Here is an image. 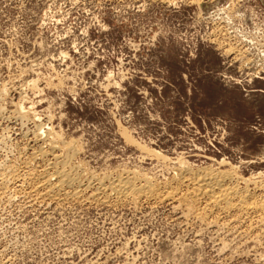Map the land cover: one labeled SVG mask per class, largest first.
Masks as SVG:
<instances>
[{
    "label": "rangeland",
    "instance_id": "374dc122",
    "mask_svg": "<svg viewBox=\"0 0 264 264\" xmlns=\"http://www.w3.org/2000/svg\"><path fill=\"white\" fill-rule=\"evenodd\" d=\"M46 130L87 179L163 187L183 164L264 197V0H0V166ZM29 190L0 197V264H264L253 213L227 229L172 201Z\"/></svg>",
    "mask_w": 264,
    "mask_h": 264
},
{
    "label": "bare ground",
    "instance_id": "6f19581e",
    "mask_svg": "<svg viewBox=\"0 0 264 264\" xmlns=\"http://www.w3.org/2000/svg\"><path fill=\"white\" fill-rule=\"evenodd\" d=\"M40 132L41 135L39 133L38 136L36 134L34 136L42 146L32 155L29 153L31 157L24 161L22 167L0 166V197L8 198L10 190H14L13 192L18 195L32 188L43 202L48 200L58 203L62 200H79L88 190L95 188V193L90 197L100 203L108 202L110 196L114 195L120 202L131 201L135 204L140 200L152 203L172 201L175 205L187 208L188 214L195 219L205 222L218 213L228 216V219L237 216L236 219H229V222L223 224L220 221V214L218 215L220 218L216 219L214 224L218 227L222 223L221 225L227 229H233L238 219L253 213L258 216V224L264 229V197L252 193L249 187L247 189L239 187L241 180L249 184V179H241L235 172L211 169L193 171L179 163L178 175L176 174L172 182L163 187L153 184L141 174L130 171L116 179L95 176L87 179L83 175V167L75 165L73 161L80 151L79 145L72 141L64 142L55 132L54 135L48 132L49 136L45 139L42 137V131ZM34 163L42 164L41 171L34 172L36 171L32 169ZM181 188H186V191H182ZM9 198H13V195H9ZM195 202L202 204V207L196 209Z\"/></svg>",
    "mask_w": 264,
    "mask_h": 264
}]
</instances>
